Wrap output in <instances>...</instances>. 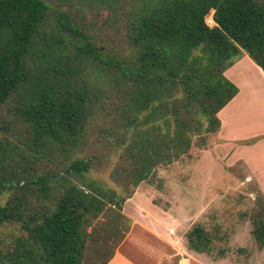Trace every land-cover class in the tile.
Wrapping results in <instances>:
<instances>
[{
  "label": "trees",
  "instance_id": "trees-1",
  "mask_svg": "<svg viewBox=\"0 0 264 264\" xmlns=\"http://www.w3.org/2000/svg\"><path fill=\"white\" fill-rule=\"evenodd\" d=\"M92 2L54 10L44 0H0V110L12 107L29 139L23 149L35 153L31 161L0 140V226L22 231L0 253L3 264H107L110 239L129 228L120 212L134 188L160 187L158 167L219 131L217 114L239 91L224 73L246 55L264 74V0H144L127 13L128 48L118 57L73 18ZM113 108L104 133L121 151L110 178L121 180L122 193L96 180L71 183L69 175L91 171L79 155L100 113ZM255 201L251 236L264 251V200ZM185 237L195 253L226 255L217 226L196 224Z\"/></svg>",
  "mask_w": 264,
  "mask_h": 264
},
{
  "label": "rangeland",
  "instance_id": "rangeland-1",
  "mask_svg": "<svg viewBox=\"0 0 264 264\" xmlns=\"http://www.w3.org/2000/svg\"><path fill=\"white\" fill-rule=\"evenodd\" d=\"M65 1L67 0H44L54 10L66 9V6H60ZM143 2L144 0H94L98 4H86L74 13L73 18L88 33L86 34L92 43L105 47L111 56L118 57L128 48L124 38L127 13L133 6H142ZM212 13L213 11L205 18L209 27L214 26ZM247 69L253 76L254 88L256 71L249 66ZM243 85L246 86L245 81ZM255 97L254 94L251 96L253 107ZM238 107L240 116L254 117L255 113L250 108L241 105ZM108 112H112V116L115 110L107 109L100 113L95 121L99 131H95L86 151L79 155L92 161L91 171L83 176L69 175L68 180L77 185L96 180L122 193L121 180L118 178V181H113L110 178L112 171L118 167L121 151L113 137H105L104 131L108 126H104V121L110 117H106ZM14 120L12 107L0 110V140L19 145L33 161V148L31 147L29 154L23 149L29 139ZM215 136L207 137L205 147L200 148L194 143L187 156L169 166L158 167L155 175L160 187L144 181L134 188L132 197L125 201L120 212L129 228L127 232L125 228L122 230V241L120 233L114 234L109 241V246L115 248L114 255L119 256L118 263L264 264V251L255 246L248 216L256 205L255 199L264 200L258 190L256 178L243 161L232 164L224 153L216 152ZM196 140L194 138L193 142ZM254 142L256 139L252 138L245 142L247 144H236L242 146ZM5 200L6 195L0 194V204ZM196 224H201L206 229L217 226L225 233V240L219 244V247L227 249L225 257L198 254L188 249L185 235ZM20 235L22 231L18 225H1L0 253L5 252V247ZM118 241L120 243L115 247L114 243ZM3 262L0 255V264ZM95 263L97 264L96 261Z\"/></svg>",
  "mask_w": 264,
  "mask_h": 264
},
{
  "label": "crops",
  "instance_id": "crops-1",
  "mask_svg": "<svg viewBox=\"0 0 264 264\" xmlns=\"http://www.w3.org/2000/svg\"><path fill=\"white\" fill-rule=\"evenodd\" d=\"M247 65L256 71L254 88L252 84L254 79ZM224 75L239 91L217 114L220 129L215 134L216 152L224 153L229 163L235 164V162L243 161L254 173L258 190L264 199V74L248 56L244 55ZM244 81L248 87L243 85ZM245 89L249 90L245 92ZM253 94L256 96L254 107L251 105ZM239 105L250 108L251 112L255 113L254 117L240 116ZM252 138L257 140L250 145L236 144L245 143ZM117 261H119V256L114 255L107 264H121Z\"/></svg>",
  "mask_w": 264,
  "mask_h": 264
}]
</instances>
